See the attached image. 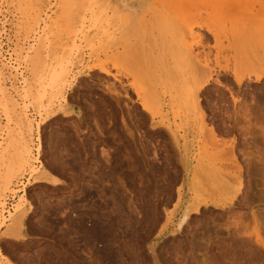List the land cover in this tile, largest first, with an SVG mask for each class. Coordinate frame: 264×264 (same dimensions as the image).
I'll list each match as a JSON object with an SVG mask.
<instances>
[{
	"label": "rangeland",
	"instance_id": "374dc122",
	"mask_svg": "<svg viewBox=\"0 0 264 264\" xmlns=\"http://www.w3.org/2000/svg\"><path fill=\"white\" fill-rule=\"evenodd\" d=\"M186 1L0 0V66L17 67L2 84L17 99L14 78L28 79L30 89L20 91L19 101L32 123V160L5 193L0 211L1 264H264V248L247 249L240 240L241 225L252 232V212L264 209V164L254 169L252 163V182L244 173V193L238 188L241 168L258 154L264 157V76L259 83L250 77L236 84L220 71L199 93L206 119L189 93L195 85L192 56L224 68L230 66L229 46L237 42L264 75V0ZM181 4L192 34L182 28ZM199 34L203 46L196 44ZM190 44L192 55L185 56ZM34 61L39 75L32 73ZM93 65L104 71H88ZM51 73L66 74V101L54 99ZM49 99L54 115L46 117ZM4 103L1 96L0 140L6 146L9 134L19 135L20 120ZM243 103L250 119H244ZM3 147L0 181L16 169L14 149L3 154ZM37 168L60 183L34 182ZM210 170L230 191L218 180L221 190L214 188ZM201 199L232 204L200 207L178 229L186 206ZM17 205L26 216L12 233L9 212Z\"/></svg>",
	"mask_w": 264,
	"mask_h": 264
},
{
	"label": "bare ground",
	"instance_id": "6f19581e",
	"mask_svg": "<svg viewBox=\"0 0 264 264\" xmlns=\"http://www.w3.org/2000/svg\"><path fill=\"white\" fill-rule=\"evenodd\" d=\"M41 1V0H40ZM176 1V5L180 2H182V3H184L186 0H175ZM179 1V2H178ZM184 1V2H183ZM188 1V0H187ZM186 1V2H187ZM190 1V0H189ZM175 5V6H176ZM184 4H181L180 5V7H179V14H180V18L182 19V23H183V27L180 25L179 27H180V29H181V37L183 36L182 34H184L186 31L188 32V33H191L192 34V32H193V26H191V25H189L188 24V19H189V17L187 16V14L186 13H184V11H182L181 10V7L183 6ZM125 6V5H124ZM178 7V6H177ZM174 9V8H173ZM178 10V9H177ZM142 16H144V14L142 15ZM169 16V15H168ZM171 17V16H170ZM178 17V16H177ZM121 18H123V16L121 17ZM126 18V17H125ZM144 18V17H143ZM119 20H120V18H119ZM174 20H175V18H174ZM178 20H179V18H178ZM102 21V20H101ZM121 21V20H120ZM175 21H177V20H175ZM125 22V21H124ZM144 22H145V20H144ZM180 23V22H179ZM44 24V23H43ZM46 24V23H45ZM176 24H178V22H176L175 23V25ZM181 24V23H180ZM103 25V24H102ZM195 25H199V24H195ZM46 26V25H45ZM183 28V30L184 29H186V31L184 32L183 30H182V28ZM185 27V28H184ZM176 30H178V29H176ZM210 34H212L213 35V37H215V39L217 38L216 37V33L214 32V31H211V30H207ZM179 32V31H178ZM175 33H177V32H175ZM179 33V34H180ZM177 35V34H176ZM239 35V34H238ZM230 36H232V35H230ZM178 37V39H179V36H177ZM195 38L196 39H198V40H196V44H200L201 46H203L204 44L202 43V40L204 39V37H202L200 34L199 35H195ZM209 39V38H208ZM241 39V38H240ZM182 41H183V38H182ZM241 41V40H240ZM178 42H179V40H178ZM233 43V41L231 42V44ZM180 44V43H179ZM193 45H195V44H190V45H186V51H185V56L186 55H188V54H190V55H192L191 53H192V51H193ZM53 46V45H52ZM252 46H254V45H252ZM2 48V47H1ZM52 48H54V47H52ZM185 48V47H184ZM223 49V48H222ZM244 50V51H243ZM179 51H180V49H179ZM223 51H224V49H223ZM229 51H230V66H226V67H224V68H219L218 67V69H216L215 68V66H211L210 65V63L207 61V60H203V62L201 63L200 62V60H198V54L197 55H195L194 57L192 56V59H194V61L193 62H195V65H193V67L195 66V68H194V74H193V82H195V85H194V89H191L190 88V94H191V96L193 95V97L195 96V99H194V102H195V104H196V106H197V108H198V110H199V115H200V119H206V108L204 109L203 107H205V106H203V105H201L202 104V102H200V99H199V97H200V95H199V93H201V91H202V89H203V87L205 86V85H207L208 83H209V81L211 80V79H213L214 78V76H217L218 74H219V72L220 71H225V72H229L230 73V75L232 76V78H233V80H234V82L236 83V84H240L241 82H242V80H244L245 78L247 79V78H252V79H254V82H258L259 83V81L263 78V76L264 75H262L260 72H262V71H259L258 70V67H257V64H258V62H257V64H255L254 63V61H256V59L253 61V56H252V53H249V51H248V53L249 54H251L250 55V57H248L247 55H249L247 52H245V49H243L242 48V46H241V42H237L236 44H234V45H231V46H229ZM251 51V50H250ZM254 51V50H253ZM257 51H258V49H257ZM255 52V51H254ZM182 53V52H181ZM245 53H247V55L245 54ZM183 54H184V52H183ZM208 54V53H207ZM255 54H256V52H255ZM225 55V54H224ZM229 55V54H228ZM1 56V55H0ZM221 56H222V54H221ZM226 56V55H225ZM224 56V57H225ZM257 56H258V52H257V54L255 55V57L257 58ZM261 56V55H260ZM259 56V57H260ZM220 57V56H219ZM2 59V58H1ZM186 60V59H185ZM189 60V59H188ZM187 60V61H188ZM196 60V61H195ZM4 61V60H3ZM10 60H8V62H9ZM191 60H189L188 62H190ZM260 61H263V60H260ZM192 62V63H193ZM3 63V62H2ZM4 63H5V61H4ZM34 63V65H33V69H32V73L33 74H36V75H39L40 73H39V65H38V62L37 61H34L33 62ZM260 63V62H259ZM263 63V62H262ZM8 64V63H7ZM7 64L5 65H2V66H0V98H1V96H2V98H3V100H4V104H6V107L8 108V109H11L12 111H17L16 113H17V119H19L20 121H19V126H20V132H19V135H17L16 136V134L15 135H11V134H9V136L7 137V138H5L4 140V142L6 143V146L5 145H3V141L1 142V140H0V148L2 147V146H4L3 147V154L5 153V151L8 149V151H10V149H14V151H15V153H14V155H15V158L13 159V164L16 166V169H15V166H14V172H13V170L12 171H9V173H7V176L5 177L4 176V178L3 179H1L2 181H0V211L3 209V207H4V195H5V193H7V192H9V190L10 189H12L11 188V186H12V183H13V181L14 180H17V178L19 179V176L20 175H22L23 174V172L25 171V168L30 164V161L32 160V149H31V144H30V141H31V126H32V123H31V120L29 119V116H28V114H27V112H26V109H27V105L25 104V103H23L24 105H22V106H20V101H19V99H23L24 100V98H22L21 97V90H23L22 92L25 94L26 93V91H27V89L29 88L30 89V85H29V82H28V79L27 78H25L23 81H21V83L23 84H21L20 82H17V80H18V78L16 77V78H14V84H15V87L13 88V91H14V93H15V95H17V97L19 96V98H17V99H15L14 98V96H12L11 95V93H10V91H8L7 90V88H4L5 86H3V84H2V82H4L3 81V75L4 74H6L7 72L9 73H13L14 71H16V69L15 68H17V67H15L14 69L12 68V67H14L13 65H11L10 66V64H9V66H7ZM194 64V63H193ZM189 65V64H188ZM190 65H191V63H190ZM264 65V64H263ZM4 66V67H3ZM258 66H260V64L258 65ZM262 66V65H261ZM192 67V66H191ZM191 67H190V69H191ZM261 68V67H260ZM13 69V70H12ZM94 70V69H98V70H101V71H104L103 70V67H101V66H99V65H93V66H90L89 68H88V71H90V70ZM263 71H264V69H263ZM31 72V71H30ZM42 72H43V70H42ZM52 72V71H51ZM59 72V71H58ZM225 72H223L224 74H227V73H225ZM47 73V72H46ZM22 73L20 72V75H21ZM52 74V73H51ZM221 74V73H220ZM50 75V74H49ZM56 75V74H55ZM55 75H53L52 74V77H53V79H52V77H51V82H52V84H51V86H50V89H51V91H53L54 92V99L57 97V96H60L61 98H62V100L63 101H66V98H65V95L63 94V92H62V90H63V88L66 86V84H67V76H66V74H63V73H61V74H59V73H57V75L55 76ZM229 75V74H228ZM10 76V75H9ZM55 76V77H54ZM45 77V76H44ZM229 77V76H228ZM6 78V77H5ZM41 78L43 79V77H42V75H41ZM224 78V77H223ZM10 79V78H9ZM13 80V79H12ZM40 80V81H39ZM38 81L39 82H41V79H38ZM214 81H215V83L218 85V86H221V87H225L226 89H230V88H228V86H227V84L226 83H224L220 78H215L214 79ZM213 81V82H214ZM32 82V81H31ZM42 82H43V80H42ZM231 82V81H230ZM37 83V82H36ZM1 84H2V87H1ZM16 84H17V86H16ZM189 84V83H188ZM11 85V84H10ZM7 87V86H6ZM8 87H10V86H8ZM25 87L27 88V89H25ZM188 90H189V87H188ZM13 93V92H12ZM204 95V94H203ZM230 95H231V97L233 98V101H234V103L235 102H237L238 101V99L237 98H235V97H233L234 95L232 94V91H230ZM23 97H25V95L23 96ZM190 97V96H189ZM188 97V98H189ZM54 99H49V100H47V102L45 103L46 104V107H45V110L48 112L47 113V115H46V117H50V116H53V115H51V113H52V107H53V105H54ZM58 99V98H57ZM22 100V101H23ZM189 100V99H188ZM191 101H192V99H191ZM202 101V100H201ZM239 102V101H238ZM201 103V104H200ZM244 103H246V102H244ZM243 103V104H244ZM261 103V102H260ZM248 104V103H247ZM256 104H258V102L256 103ZM2 105V104H1ZM43 105V104H42ZM245 105V104H244ZM243 105V106H244ZM3 106V105H2ZM208 106V105H207ZM206 106V107H207ZM250 106V105H249ZM259 106V105H258ZM263 106V105H262ZM262 106H260L261 108H262ZM4 107V106H3ZM6 107H5V109H6ZM40 107H42L41 105H40ZM44 107V106H43ZM42 107V108H43ZM247 107L248 106H246L245 105V107H244V113H243V116H244V119L246 118V119H250V114L248 115L247 114V112H248V109H247ZM256 108V107H255ZM259 108V107H258ZM260 108V109H261ZM143 109L146 111V112H148V113H150L151 111H150V108L148 107V106H146V105H143ZM213 109V108H212ZM216 109V108H215ZM252 110H253V108H252ZM4 111V110H3ZM10 111V110H9ZM64 111V110H63ZM196 111H197V109H196ZM241 111V110H240ZM259 111H261V110H259ZM259 111H257V113L259 112ZM212 112V111H211ZM250 112V111H249ZM252 112V111H251ZM254 112H255V110H254ZM254 112H253V114H254ZM7 113V112H6ZM54 113V112H53ZM64 113H65V115H69V113H70V111H64ZM1 114V113H0ZM4 114H5V112H4ZM11 114V113H10ZM9 114V115H10ZM197 114V113H196ZM212 114V113H211ZM263 114V113H262ZM6 115V114H5ZM217 115V114H216ZM215 115V116H216ZM236 115V114H235ZM256 115V114H255ZM7 116H8V114H7ZM14 116V115H13ZM239 116L241 117V115L239 114ZM259 116H261V113L259 114ZM257 117H258V115H257ZM257 117L256 118H252V119H256L257 120V122H259L260 120V118H262V117H258L259 119H257ZM264 118V117H263ZM6 119V118H5ZM8 119V118H7ZM217 119V118H216ZM238 119V118H237ZM262 120V119H261ZM6 122V121H5ZM205 122V121H204ZM251 122V121H250ZM6 123H8V122H6ZM206 123V122H205ZM223 123V122H222ZM249 123V122H248ZM254 124V123H253ZM255 124H256V122H255ZM262 124V123H261ZM217 125V124H216ZM216 125H215V127H216ZM9 126V125H8ZM261 126V125H260ZM229 127V126H228ZM99 128V127H98ZM254 128V127H253ZM261 128V127H260ZM14 129V128H13ZM212 129L213 128H211L210 127V130L209 131H212ZM245 129V128H244ZM248 129V128H247ZM263 129V128H262ZM7 130V129H6ZM226 130V129H225ZM250 131L252 130V129H249ZM255 130V129H254ZM102 131V130H101ZM208 131V130H207ZM222 131V130H221ZM228 131V130H227ZM248 131V130H247ZM247 131H245V132H247ZM263 132H262V134H264V129L262 130ZM2 132V131H1ZM213 133H216L215 132V129L212 131ZM211 132V133H212ZM225 132V131H224ZM10 133V132H9ZM212 133V134H213ZM14 134V133H13ZM18 134V133H17ZM210 134V133H209ZM7 136V135H6ZM5 136V137H6ZM211 136V135H210ZM253 141V140H252ZM39 143V142H38ZM38 149H39V144H38ZM36 147V148H37ZM258 150V149H257ZM39 151V150H38ZM241 151H243V150H241ZM1 152V151H0ZM249 152V151H248ZM255 152V151H254ZM243 153H245V151L243 152ZM248 154V153H247ZM252 154H253V152H252ZM7 155H9V154H7ZM7 158V157H6ZM252 158H254V157H252ZM37 159V158H36ZM243 159V158H242ZM3 160H4V157H3ZM250 160V159H249ZM255 161H253V162H251L250 164L251 165H248L247 164V166L245 165V169H243V171H242V168H241V186H238V185H236V186H238V188H240L241 187V192H243L244 190V188L246 187V185H245V181L247 180H245L243 177H244V175L246 174L247 175V178L249 177V175H250V172H252V171H250V167L249 166H252V163H254L253 164V166L255 165V164H258V165H263L264 164V157L261 155V154H258L257 155V157L254 159ZM10 161V160H9ZM57 162V161H56ZM62 162V161H61ZM246 162V161H245ZM4 163V162H3ZM51 163V162H50ZM55 163V162H54ZM60 163V162H59ZM70 163V162H69ZM40 165V164H39ZM204 165V164H203ZM41 167V166H40ZM39 167V168H40ZM56 167V166H55ZM63 167V166H62ZM61 167V168H62ZM205 167V166H204ZM255 167L256 168H258L259 169V167H257V165L256 166H254V169H255ZM39 168H37V169H33L34 170V172H35V174H37V175H39L37 178H35V180H34V182H39V181H42V182H49V183H52V184H59L60 183V180H59V178H57V176H54V175H52V174H50V173H48V172H42V171H40L39 170ZM59 168V167H58ZM253 168V167H252ZM203 170H205L204 168H202ZM210 169V168H209ZM240 169V168H239ZM254 169H252L253 171H258V170H254ZM261 169V168H260ZM262 170V169H261ZM261 170H259V172L261 171ZM210 172H211V170H210ZM245 173V174H244ZM256 173V172H255ZM260 174V173H259ZM3 175V174H2ZM214 175H216V174H214V172H211V175H209V176H213L212 178H213V182H212V179H211V182H212V184H213V186H214V188L215 189H220V187H221V185H224V184H227L228 185V183L226 182V183H223V182H221L222 180H218L217 179V177L216 176H214ZM261 175H263L262 173H261ZM260 175V176H261ZM204 176V175H203ZM264 176V175H263ZM214 177H216V179H214ZM223 177H224V175H223ZM246 177V176H245ZM262 177V176H261ZM260 177V178H261ZM224 179V178H223ZM240 179V178H239ZM249 180H251L250 178H248ZM208 180V179H207ZM214 180H216V182L214 181ZM220 181L221 182V185H220V187L218 186V181ZM209 181V180H208ZM238 181V180H237ZM207 182V181H206ZM250 182V181H249ZM248 182V183H249ZM251 182H252V180H251ZM217 183V184H216ZM238 183H240L239 181H238ZM247 183V182H246ZM34 184V183H33ZM217 185V186H216ZM222 186L221 188H222V190L223 191H225L223 188L225 187L226 188V190H229L230 191V189L228 188V186ZM264 185V184H263ZM212 186V187H213ZM219 187V188H218ZM230 187V186H229ZM248 187H250V186H248ZM247 187V188H248ZM228 188V189H227ZM237 188V190H235L234 192H236V193H238L239 192V190L240 189H238ZM253 188V187H252ZM236 189V188H235ZM249 189V188H248ZM13 190V189H12ZM15 190V189H14ZM221 190V189H220ZM251 190V189H250ZM251 192V191H250ZM244 193V192H243ZM245 194H246V190H245ZM244 194V195H245ZM247 196H248V193L246 194ZM253 195V194H252ZM181 197V193L179 192V190L177 191V199H179ZM252 197V196H251ZM245 198H247L246 196H245ZM242 200V199H241ZM247 201V200H246ZM246 201H244V202H246ZM20 202V201H19ZM243 202V203H244ZM249 202H250V200H249ZM247 203V202H246ZM251 203V202H250ZM232 203H226V204H224V203H222V202H218V201H214V202H211V201H209V200H204V199H201V200H198V201H195V202H191V203H189V205L188 206H186V208H185V211H184V213L182 214V216H181V218H180V221H179V223H178V229H182L184 226H185V224L188 222V219H189V216L192 214V213H194V212H198V210L200 209V207H207V205H211V206H214L215 208H223L224 209V207H229L230 205H231ZM261 204V203H260ZM244 206V205H243ZM31 207H32V205H31ZM15 209V213H13L12 214V212H9V214L11 215H9L8 217L10 218V223L9 224H7V230H12V233H13V229L15 230V227H20L21 228V226H22V224H23V221H24V219H25V216H26V213L22 210V207H21V205H17L16 207H14ZM254 208V207H253ZM264 208V207H263ZM264 211V209H258L257 210V213L256 212H252V219L255 221V227L253 228V230H252V232L250 233L249 231H247V229H245V228H247V225L246 224H244V225H241V228L244 230V231H242L240 234H241V238H240V240H241V247L242 246H244V247H248V248H250L251 247V249L252 248H255L256 246L258 247H263L264 248V230H263V228H264V222H263V215L264 214H262V212ZM244 212V211H243ZM260 214H262V215H260ZM245 215V214H244ZM246 215H248V214H246ZM13 217V218H12ZM6 218V217H5ZM244 218V217H243ZM246 218V217H245ZM3 219H4V217H3ZM8 219V218H7ZM259 219V220H258ZM260 220H262L261 222H260ZM71 222V221H70ZM209 222V221H208ZM1 223L3 224H6V221H1ZM26 223V222H25ZM231 223V222H230ZM234 223V222H233ZM242 224V223H241ZM207 225V224H206ZM71 226V225H70ZM75 226V225H74ZM73 227V226H72ZM71 227V228H72ZM208 227V226H207ZM33 228V227H32ZM41 228V227H40ZM39 228V229H40ZM209 228V227H208ZM38 229V228H37ZM207 229V228H206ZM22 230V229H21ZM184 230V229H183ZM228 230V229H227ZM10 231H8V235H7V237H9V236H11L12 234H10L9 235V232ZM16 231H17V229H16ZM207 231V230H206ZM246 231V232H245ZM182 232V231H181ZM216 232V231H215ZM231 232V231H230ZM239 232V231H238ZM237 232V233H238ZM99 233V232H98ZM6 234V233H5ZM17 234V233H16ZM22 234V233H21ZM100 234V233H99ZM211 234V233H210ZM236 234V233H235ZM237 235V234H236ZM15 236V235H14ZM207 236V235H206ZM232 236V235H231ZM238 236H240V235H238ZM238 236H236V237H238ZM2 236H1V234H0V238H1ZM11 237H13V236H11ZM10 237V238H11ZM21 237H24V235H22ZM92 237V236H91ZM98 237H99V235L97 234V233H95V234H93V239L94 240H97L98 239ZM100 239V238H99ZM198 239V238H197ZM233 239H236V238H233ZM92 240V239H91ZM93 240V241H94ZM204 241V240H203ZM212 241V240H211ZM210 241V242H211ZM238 242V241H237ZM235 243V242H234ZM239 244V243H238ZM207 246V245H206ZM247 248V249H248ZM252 250H254V249H252ZM258 250V249H257ZM245 251V250H244ZM247 251V250H246ZM251 251V250H250ZM261 251V250H260ZM248 252V251H247ZM258 252V251H257ZM256 252V253H257ZM244 253V252H243ZM250 253V252H249ZM262 253V252H261ZM255 253H253V255H254ZM263 254V253H262ZM245 255H246V253H245ZM9 260V259H8ZM7 260V261H8ZM10 262V261H9ZM8 262V263H9ZM1 264V263H0ZM3 264H6V262L5 263H3Z\"/></svg>",
	"mask_w": 264,
	"mask_h": 264
},
{
	"label": "snow or ice",
	"instance_id": "6c2138e0",
	"mask_svg": "<svg viewBox=\"0 0 264 264\" xmlns=\"http://www.w3.org/2000/svg\"><path fill=\"white\" fill-rule=\"evenodd\" d=\"M83 83V82H82ZM146 130V129H145ZM243 198V193H241V199ZM13 264H30V262H26V261H20V260H16L13 262Z\"/></svg>",
	"mask_w": 264,
	"mask_h": 264
}]
</instances>
